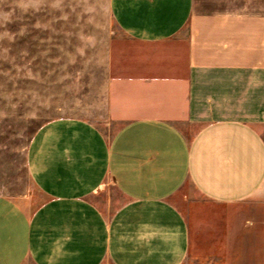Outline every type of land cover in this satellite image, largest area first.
<instances>
[{
    "label": "crops",
    "instance_id": "0c3cea01",
    "mask_svg": "<svg viewBox=\"0 0 264 264\" xmlns=\"http://www.w3.org/2000/svg\"><path fill=\"white\" fill-rule=\"evenodd\" d=\"M109 11L131 39L105 91L115 129H37L26 169L44 200L0 195V264H264V0ZM185 181L213 206L185 215Z\"/></svg>",
    "mask_w": 264,
    "mask_h": 264
},
{
    "label": "rangeland",
    "instance_id": "374dc122",
    "mask_svg": "<svg viewBox=\"0 0 264 264\" xmlns=\"http://www.w3.org/2000/svg\"><path fill=\"white\" fill-rule=\"evenodd\" d=\"M130 42L109 0H0V195L29 213L44 200L26 151L47 121L77 117L113 133L105 91L114 59ZM172 201L185 215L213 206L189 181Z\"/></svg>",
    "mask_w": 264,
    "mask_h": 264
}]
</instances>
